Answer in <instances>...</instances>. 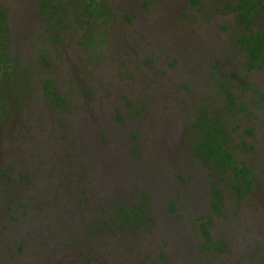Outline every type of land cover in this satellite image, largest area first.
<instances>
[{"label": "rangeland", "instance_id": "rangeland-1", "mask_svg": "<svg viewBox=\"0 0 264 264\" xmlns=\"http://www.w3.org/2000/svg\"><path fill=\"white\" fill-rule=\"evenodd\" d=\"M38 1L0 7L17 51L49 52L66 104L36 85L0 124V264H264V66L244 65L235 1L107 0L104 42L86 45L74 18L53 39ZM225 76L243 196L188 147L197 107L224 105ZM119 205L144 218L124 224Z\"/></svg>", "mask_w": 264, "mask_h": 264}, {"label": "trees", "instance_id": "trees-1", "mask_svg": "<svg viewBox=\"0 0 264 264\" xmlns=\"http://www.w3.org/2000/svg\"><path fill=\"white\" fill-rule=\"evenodd\" d=\"M237 22L242 31L236 36L237 46L245 53L244 65L247 69L264 66V0H234ZM198 4L199 0H193ZM40 14L46 23V30L53 32L58 39L67 30L72 18L85 27L86 44L104 42L101 26L108 22L109 4L107 0H39ZM60 40V39H59ZM81 42V41H80ZM51 61L49 52L41 49L32 59H27L14 48L10 32L7 10L0 7V124L5 126L13 119L14 108L24 107L35 98V88L55 107L66 104L52 76L45 74ZM45 74V75H44ZM40 75L44 76L41 77ZM251 82H249L250 84ZM220 92L225 103L222 107L199 105L191 122L194 135L189 150L208 163L214 170L227 173L234 192L243 196L252 185L251 169L238 163L231 148L228 128L221 114L223 108L236 106L237 96L233 90L232 79L221 78ZM219 191L216 190V194ZM143 209L140 206L119 205L118 217L124 223L133 225L141 221Z\"/></svg>", "mask_w": 264, "mask_h": 264}, {"label": "flooded vegetation", "instance_id": "flooded-vegetation-1", "mask_svg": "<svg viewBox=\"0 0 264 264\" xmlns=\"http://www.w3.org/2000/svg\"><path fill=\"white\" fill-rule=\"evenodd\" d=\"M189 146H190V142H189ZM189 146H188V147H189Z\"/></svg>", "mask_w": 264, "mask_h": 264}]
</instances>
